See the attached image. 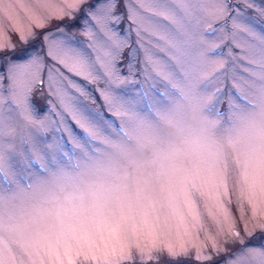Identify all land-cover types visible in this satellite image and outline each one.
Returning <instances> with one entry per match:
<instances>
[{
    "label": "snow or ice",
    "instance_id": "6c2138e0",
    "mask_svg": "<svg viewBox=\"0 0 264 264\" xmlns=\"http://www.w3.org/2000/svg\"><path fill=\"white\" fill-rule=\"evenodd\" d=\"M247 10L264 18L254 0H0V264H264V30Z\"/></svg>",
    "mask_w": 264,
    "mask_h": 264
},
{
    "label": "rangeland",
    "instance_id": "374dc122",
    "mask_svg": "<svg viewBox=\"0 0 264 264\" xmlns=\"http://www.w3.org/2000/svg\"><path fill=\"white\" fill-rule=\"evenodd\" d=\"M254 3L257 6H264V0H254ZM240 7H241V10H244L243 5H241ZM120 11L121 12L124 11L123 7H121ZM247 15L249 18H252L253 26H254L256 31L259 32L261 30H264V18L256 15V13L253 10H247ZM21 16L23 17V13H21ZM25 23H26V21H25ZM128 23L129 22H128L127 18L125 17V20L119 26L122 32L127 27ZM77 38L83 40V37L79 36V34H77ZM13 39L14 40L16 39L15 36L13 37ZM150 39L155 40V37H151ZM132 41H133V48H135V41H136L135 35L132 36ZM159 43L163 44V41H159ZM30 46L31 45L18 47L17 52H16V56L19 57L23 54L22 50H21L23 47H30ZM146 46L151 50V52H153L155 54V56L157 58L162 57V58L166 59L165 54L163 52H160L158 49L153 48L151 43L146 42ZM236 51L238 52L239 50L236 49ZM137 54L140 58H142L141 52L138 51ZM237 73H240V69H237ZM243 75L247 76V73H243ZM73 79L76 80L82 87H84L91 96L95 97V103L92 100L86 99L83 96H79V93H76L75 91L70 89L69 91L72 93V95L78 96L80 102L83 105H86L93 112H96L97 114H99L105 118H108V119H116L115 117H113L108 112V110L105 107H103V101L100 99L99 93L96 91L97 86L95 84H89L86 80H83L79 77H73ZM238 80H239V83L241 84V86L246 89L247 84L244 82V80L240 79L239 76H238ZM100 87H103V85L101 84ZM229 89H231V81L230 80H229L228 84L226 85V89H225L226 98H227V91ZM161 90H163V89L161 88ZM37 103H39L41 107L44 106L43 103L40 101H38ZM67 124L72 129L74 134H76V133L82 134L81 130L76 126L75 122L72 120L71 116H67ZM117 124H119V120H117ZM67 138H68L67 134H65V139L67 140ZM256 235H259V230H257ZM250 242L254 243L255 241L253 240ZM237 247H238V245H237ZM204 250L207 251L208 249L205 248ZM157 257H159L158 260L156 259ZM220 258L223 259V256H221ZM137 264H138V261H137ZM151 264H194V262L192 260H180V261L174 262V261L169 260L165 254L158 252V251H154L153 252V260L151 261Z\"/></svg>",
    "mask_w": 264,
    "mask_h": 264
}]
</instances>
